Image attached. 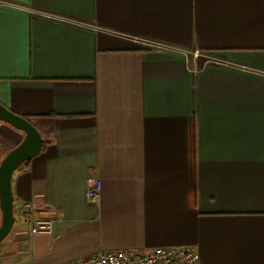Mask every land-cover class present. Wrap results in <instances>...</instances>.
I'll return each mask as SVG.
<instances>
[{
    "label": "crops",
    "instance_id": "crops-1",
    "mask_svg": "<svg viewBox=\"0 0 264 264\" xmlns=\"http://www.w3.org/2000/svg\"><path fill=\"white\" fill-rule=\"evenodd\" d=\"M0 104L44 140L0 264L183 245L264 264V0H0ZM24 136L0 121V163Z\"/></svg>",
    "mask_w": 264,
    "mask_h": 264
},
{
    "label": "built area",
    "instance_id": "built-area-1",
    "mask_svg": "<svg viewBox=\"0 0 264 264\" xmlns=\"http://www.w3.org/2000/svg\"><path fill=\"white\" fill-rule=\"evenodd\" d=\"M150 50H174L173 47L149 40H136ZM187 56V52L183 51ZM102 183L98 177L90 180L86 197L89 203L99 205L101 202ZM21 220L28 227L31 236L51 234L54 222L38 216L31 203L24 202L19 209ZM69 264H201L200 254L195 245L156 248L145 253L131 250L109 251L91 256Z\"/></svg>",
    "mask_w": 264,
    "mask_h": 264
},
{
    "label": "water",
    "instance_id": "water-1",
    "mask_svg": "<svg viewBox=\"0 0 264 264\" xmlns=\"http://www.w3.org/2000/svg\"><path fill=\"white\" fill-rule=\"evenodd\" d=\"M0 121L24 133L23 141L12 149L0 163V248L9 237L15 224L12 179L14 173L26 162L37 157L44 146V140L28 119L15 114L0 104Z\"/></svg>",
    "mask_w": 264,
    "mask_h": 264
},
{
    "label": "trees",
    "instance_id": "trees-1",
    "mask_svg": "<svg viewBox=\"0 0 264 264\" xmlns=\"http://www.w3.org/2000/svg\"><path fill=\"white\" fill-rule=\"evenodd\" d=\"M29 163V161L28 162H26L23 166H26L27 164Z\"/></svg>",
    "mask_w": 264,
    "mask_h": 264
}]
</instances>
